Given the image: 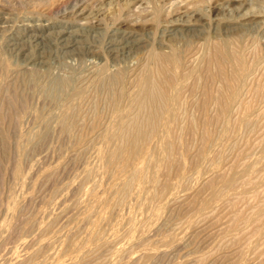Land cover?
<instances>
[{
  "label": "rangeland",
  "instance_id": "obj_1",
  "mask_svg": "<svg viewBox=\"0 0 264 264\" xmlns=\"http://www.w3.org/2000/svg\"><path fill=\"white\" fill-rule=\"evenodd\" d=\"M191 1H181L180 9L166 18L165 0H142L149 13L140 17L133 8L121 17L128 0H0V264H36L44 253H52L45 248L47 239L73 243L85 230L78 208L87 204L89 213L90 198L98 194L92 150L103 145L101 134L109 128L114 104L134 110L135 130L141 133L150 128L146 118L163 109V99L149 100L134 91L146 70L158 96L166 98L170 85L182 81L167 155L153 182L143 184L152 195L150 202L141 196L143 208L118 188L109 194L115 207L124 205V219L128 213L136 219L131 226L139 230L133 228L131 242L97 240L77 264H264V0H238L239 6L228 0H193L194 11L187 10ZM73 6L85 9L82 15ZM248 16L263 24L239 26ZM136 18L142 23L137 25ZM169 22L194 28L169 32ZM118 26L121 31L108 38ZM136 42L140 45L133 49ZM64 43L70 48L58 47ZM171 54H178L177 75L168 60ZM234 86L237 97L230 100L228 89ZM65 109L68 117L57 123L55 117ZM131 126L115 130V144L127 145L135 132ZM231 173L238 175L230 184L224 180ZM134 213L144 214L141 219ZM129 227L125 223L124 231ZM81 249L75 245L74 251ZM146 249L153 251L149 261H144ZM37 251L43 255L39 261Z\"/></svg>",
  "mask_w": 264,
  "mask_h": 264
},
{
  "label": "bare ground",
  "instance_id": "obj_2",
  "mask_svg": "<svg viewBox=\"0 0 264 264\" xmlns=\"http://www.w3.org/2000/svg\"><path fill=\"white\" fill-rule=\"evenodd\" d=\"M160 1V0H159ZM184 2V0H165V4H167L166 6H168L166 8L165 11H167L166 13V18H170V15L172 14V12L180 9L179 5L180 3ZM202 0H196L197 3H200ZM209 1V0H208ZM207 1V2H208ZM214 2L216 1H219V0H212ZM230 4L232 5H235L237 4L239 6V2L238 0H228ZM67 3V2H66ZM65 3V4H66ZM193 3V4H192ZM226 3V2H225ZM241 3V2H240ZM187 4V3H186ZM194 3L193 0L190 2V5L188 3V8L187 10H193L194 11ZM202 5V4H201ZM67 6V5H66ZM199 6V5H198ZM223 6V5H222ZM76 7V6H75ZM73 6V9L75 8ZM196 7V6H195ZM242 7V6H241ZM77 8V10H76ZM75 8V12L78 15H82V13L84 12L85 9H81V10H78V7ZM134 9V11L138 13V17L142 16L143 14H148L149 12H147L145 9L146 8H142V0H128L127 4H125V9H124V13L122 11L121 13V17L123 15H125V13H128V11L130 9ZM221 8V7H220ZM112 9V8H111ZM163 9V8H162ZM161 9V10H162ZM183 9V8H182ZM197 9V7H196ZM127 10V11H125ZM199 10V9H198ZM211 10V9H210ZM238 10V9H237ZM152 12V11H151ZM118 13V12H116ZM193 13V12H192ZM74 14V13H73ZM129 14V13H128ZM72 15V14H71ZM75 16V15H74ZM130 16V15H129ZM120 17V18H121ZM127 16H125L124 18H126ZM137 17V15H136ZM137 17V18H138ZM153 16L150 17V20ZM163 17V16H162ZM219 17V16H218ZM135 18V17H134ZM136 18V20H137ZM210 18V17H209ZM220 18V17H219ZM83 19L86 20V17H84ZM186 19V18H185ZM216 19V18H215ZM140 20V19H139ZM149 21V19H147ZM153 20V19H152ZM151 20V22L153 23V21ZM166 20V19H165ZM239 20V19H238ZM138 21V20H137ZM136 21V22H137ZM145 21V20H144ZM143 21V23H144ZM169 21V20H168ZM186 21V20H185ZM237 21V19H236ZM150 22V21H149ZM194 22V21H193ZM89 23V22H88ZM138 23H140V21L137 22V25H139ZM142 23V22H141ZM140 23V24H141ZM155 23V22H154ZM177 23V21H176ZM257 24H263L261 23V19H258L257 17H252V16H248V17H243L240 19V21H238V25L239 26H254V25H257ZM87 25V24H86ZM130 25V24H129ZM144 25H147V24H144ZM167 25V23H166ZM216 25H219V22L216 23ZM120 26V25H119ZM118 26V28L116 29H113V30H110L109 31V35L110 37L108 38H111L116 34V31H121L120 30V27ZM165 26V25H164ZM151 27V26H149ZM225 27H227V25H225ZM191 28H194V25L192 24H183V25H177V24H174L172 22H169L168 25L166 26V30H169V32H174V31H188L190 30ZM131 29V28H130ZM129 29V30H130ZM140 29V28H138ZM145 29V28H144ZM149 29V28H148ZM149 31V30H148ZM153 31V30H152ZM165 31V30H164ZM212 31V30H211ZM214 31V30H213ZM150 32V31H149ZM133 32H129V36H131ZM145 33H147L145 31ZM175 33V32H174ZM73 34H70L69 35V38L72 40L73 39ZM60 34H56L55 36V39L56 40H59L60 41ZM63 38V37H62ZM80 38V37H79ZM65 40V39H64ZM82 40V39H81ZM76 41V39H75ZM141 41V40H140ZM73 42V41H72ZM76 43V42H75ZM76 45V44H75ZM108 45H113L112 42H108ZM140 45V42H136V44L134 45L135 48H137L138 46ZM142 45V44H141ZM58 46V45H57ZM59 48L61 49H68L70 48L69 47V43H64V44H61L60 46H58ZM78 47V46H76ZM80 47V46H79ZM72 48V47H71ZM129 50V49H128ZM222 50V49H221ZM79 51V50H77ZM230 51V50H229ZM222 52V51H221ZM86 53V52H85ZM216 53V52H215ZM231 53V52H229ZM155 54V53H153ZM163 54V53H162ZM200 54V53H199ZM213 54V52H212ZM165 55V54H164ZM178 54H171L169 57H168V60L170 62V66L172 68V70L174 71V73L177 75V72H178V66H179V61L177 58L178 56H176ZM231 55V54H230ZM166 56V55H165ZM225 56V55H224ZM232 56V55H231ZM163 57V56H162ZM218 57V56H217ZM222 58V57H221ZM232 60L234 57H231ZM238 58V57H237ZM193 59V58H192ZM235 59V58H234ZM214 61V60H213ZM216 61V60H215ZM214 61V62H215ZM234 61V60H233ZM162 62V61H161ZM209 62V61H208ZM222 62V61H221ZM237 62V60H236ZM223 63V62H222ZM235 63V62H233ZM155 64V63H154ZM158 64H159V61H158ZM224 64V63H223ZM222 64V65H223ZM236 64V63H235ZM162 65V64H161ZM225 65V64H224ZM241 63H239L237 65V71H241ZM2 70H5L7 71L8 70V66L5 65V63H3L2 65ZM207 66V65H206ZM235 66V65H234ZM160 67V66H159ZM164 67V66H163ZM1 69V68H0ZM144 69V68H142ZM156 69V67H155ZM185 69V68H184ZM206 69V68H205ZM1 70V71H2ZM157 70V69H156ZM160 70H162L160 68ZM222 70V69H221ZM95 71V70H94ZM141 71V70H140ZM155 71V70H154ZM163 71V70H162ZM166 72V71H165ZM218 72V71H217ZM221 72V71H220ZM3 73V72H2ZM6 73V72H5ZM136 73V72H135ZM144 74L141 76V78L138 80L137 79V83H135L134 85V91L137 92V93H140L142 94L146 99H149V100H153V99H163V102H164V106H163V109L158 112H154L153 114H151L148 118H146V121H148L147 125H145V127L147 128V126H150V128L148 129L147 133H141L139 128L137 131V129L135 130V125H137V121H136V118L134 116H136L134 114L131 115V113L134 111H129V108L128 105H123V106H117V104H114V107H113V111H112V114H111V117H110V122H109V128H107L101 135H102V143L103 145L101 147H99V145L95 146L92 150V154H93V158L94 160L97 162V166H96V173L95 175L97 174V177L99 178L97 181H95V186L97 188V191H98V194L96 196H93L90 198V215L89 213L87 212V204H82L81 206H79L78 208V214H79V219L81 221H83L85 223V230H83V232H81V234L79 233L78 237L76 238V240L73 242V243H67L65 242V240H60V241H57L55 242L54 240L51 241L50 239H47L49 241L46 242V247L45 248H51L52 249V253L45 256L47 253H44V257H42L41 261H39L37 258L42 254V251L39 253L37 251V255H36V259L39 261L38 263L36 262L37 260L35 259V262L36 264H77L79 262V260L84 256L86 255V253H88L90 251V249L94 246V243H97L98 241L97 240H103V243L105 241H111V240H114L116 239L117 237H120V242L124 240H126V242L124 244H127V243H130L132 238H133V227L131 226V224H133L131 221L133 220L131 218V215H129L130 213H128V218L124 219L122 214H121V211L123 210L124 208V205L122 207H115L114 204H112L110 202V198H109V194L110 192L113 190V189H120L123 191V193L125 194H128L133 196V200L135 202H137L136 204H139L140 203V198L142 195H146V198H147V202H150V199H151V193L150 192H144V189H143V184L145 181L147 182H153L154 180V175L157 171V168L164 162L165 160V156L167 155L166 152L168 151V143H169V129H170V126L172 124V122L174 121L175 122V115H176V111H177V108H178V93H179V90L182 86V81L179 83L174 81L171 85H170V89H171V92H169L170 94L165 98L164 96L160 95H155L154 92H152V89L154 88L153 86L155 85H151L153 88L151 89V86H150V81L153 79L151 78V76H153L151 74V71L150 70H146L145 72H143ZM161 73V72H160ZM169 73V72H168ZM117 74V73H116ZM156 74V73H155ZM154 74V75H155ZM141 75V73H140ZM139 75V76H140ZM234 75V74H233ZM12 76V75H11ZM168 76V74H167ZM111 77V76H110ZM202 77V76H201ZM220 77V76H219ZM218 77V78H219ZM120 78V77H119ZM156 78H157V75H156ZM163 78V77H162ZM161 78V80H162ZM169 78V77H167ZM236 78V77H235ZM5 79V78H4ZM108 79V78H107ZM113 79V77H112ZM232 79V77H231ZM120 80L122 81V78H120ZM233 80V79H232ZM108 81V80H107ZM115 81V80H113ZM159 81V80H158ZM163 81V80H162ZM161 81V82H162ZM168 81V80H167ZM210 82V81H209ZM112 83V82H111ZM116 83V82H115ZM129 83V82H128ZM127 83V84H128ZM134 83V82H133ZM159 83V82H158ZM171 83V82H169ZM67 84V83H66ZM110 84V83H109ZM153 84V83H152ZM154 84H156L154 82ZM160 84V83H159ZM162 84H164L162 82ZM60 85V84H59ZM65 85V83H64ZM68 85V84H67ZM108 84H106L107 86ZM112 85V84H111ZM232 85V84H231ZM251 85V84H250ZM1 86V84H0ZM6 86L7 83H6ZM63 86V85H62ZM166 86V85H165ZM61 87V86H60ZM157 87V85H156ZM161 87V86H160ZM228 87V86H226ZM225 87V88H226ZM7 88V87H6ZM121 88V87H119ZM158 88V87H157ZM167 88V87H166ZM52 89V88H51ZM50 89V90H51ZM66 89V87H65ZM160 89V88H159ZM165 89V88H163ZM203 89V88H202ZM227 89V88H226ZM234 89H235V86L234 87H230L228 90L230 91L229 92V99L230 100H235V98L237 97V91L234 92ZM120 90V89H119ZM118 90V91H119ZM156 90V89H155ZM63 91V90H62ZM154 91V90H153ZM157 91V90H156ZM169 91V90H168ZM209 92V91H208ZM65 93V92H64ZM75 95H78L79 94V91H75L74 92ZM106 93V92H105ZM157 93V92H156ZM161 93V92H160ZM117 94V93H116ZM139 94V95H140ZM159 94V93H158ZM162 94V93H161ZM166 94V93H165ZM118 95V94H117ZM116 95V96H117ZM167 95V94H166ZM221 95V94H220ZM224 95V94H223ZM200 96V95H199ZM210 96V95H208ZM111 97V95H110ZM113 97V96H112ZM219 98V97H217ZM223 98V96H222ZM138 99V98H136ZM209 99V98H208ZM120 100V98H119ZM144 100V99H143ZM226 100V99H225ZM113 101V100H112ZM137 101V100H136ZM223 101V100H222ZM72 102V101H71ZM151 102V101H150ZM228 102V101H227ZM119 103V102H118ZM142 103V102H141ZM148 103V102H147ZM216 103V102H215ZM69 104V103H68ZM108 104V103H107ZM138 104V103H137ZM149 104V103H148ZM147 104V105H148ZM223 104V102H222ZM113 105V104H112ZM140 106L142 104H139ZM159 105V104H158ZM157 104L156 106L159 107ZM228 105V104H227ZM29 106V105H28ZM218 106V105H217ZM93 107V106H92ZM112 107V106H111ZM139 107V106H138ZM161 107V106H160ZM224 107V106H223ZM74 108V107H73ZM133 108V107H132ZM143 108V107H142ZM141 110H144L142 109ZM145 108V107H144ZM149 108V107H148ZM216 108V107H215ZM239 108V107H238ZM140 109V107H139ZM150 109V108H149ZM154 109V107H153ZM219 109V107H218ZM248 109V108H247ZM73 110V109H72ZM112 110V108H111ZM110 110V111H111ZM220 110V109H219ZM225 110V109H224ZM33 111V110H32ZM145 111V110H144ZM150 111V110H149ZM139 112V111H138ZM100 113V112H99ZM137 113V112H136ZM144 113V112H143ZM179 113V112H178ZM35 114V117L38 118L39 120L43 121L44 123L47 121L46 118H43L42 116H40L38 113H34ZM73 114H74V111H73ZM94 114V113H93ZM141 114V112H140ZM145 114V113H144ZM220 114V113H219ZM69 115V109H65L63 112L59 113L56 117H55V120L58 122H63L64 123V120L68 117ZM139 115V113H138ZM178 115V114H177ZM223 115V114H222ZM33 116V115H32ZM221 116V114H220ZM243 116V115H242ZM96 117V116H95ZM147 117V116H146ZM177 117V116H176ZM99 118V117H98ZM138 118V117H137ZM237 118V116H236ZM33 119V118H32ZM31 119V120H32ZM72 119V118H71ZM142 119V118H141ZM148 119V120H147ZM30 120V121H31ZM109 120V119H108ZM143 120V119H142ZM141 120V121H142ZM223 120V119H222ZM68 121V119H67ZM140 121V119H139ZM145 121V122H146ZM40 122V121H39ZM69 122H70V118H69ZM80 123V122H79ZM142 122H140L141 124ZM156 123V124H155ZM49 124V123H48ZM146 124V123H145ZM174 124V123H173ZM172 124V125H173ZM92 125V124H91ZM126 125H132L134 126V130L135 132L132 134V136L130 137V139L126 142L127 145L126 146H119L117 144L114 143V139L116 137V129L117 128H120L122 126H126ZM142 125V124H141ZM61 126V125H60ZM131 126V127H132ZM139 126V124H138ZM175 126V125H174ZM95 128V126H94ZM105 128V127H104ZM125 128V127H124ZM129 128V127H128ZM145 128V129H146ZM221 128V127H220ZM66 129V128H65ZM79 129V127H78ZM82 129V128H81ZM143 129V127H142ZM95 130V129H94ZM126 130V129H125ZM128 130V129H127ZM132 130V129H131ZM147 130V129H146ZM133 131V130H132ZM81 132V131H80ZM128 132V131H127ZM68 133V132H67ZM126 133V132H125ZM130 133V131H129ZM122 134V133H121ZM128 135V133H127ZM131 135V133H130ZM30 136V135H29ZM123 136V135H122ZM125 136V135H124ZM129 136V135H128ZM230 137V136H229ZM123 138V137H122ZM121 138V139H122ZM126 138V136H125ZM124 138V139H125ZM128 138V137H127ZM203 138V137H202ZM99 139V138H98ZM173 139V138H172ZM28 140V139H27ZM119 140V139H118ZM142 142L145 143L142 145H138L139 142ZM171 140V139H170ZM179 140V139H178ZM99 141V140H98ZM123 141V140H121ZM125 141V140H124ZM184 141V140H183ZM28 142V141H27ZM96 142V141H95ZM176 142V141H175ZM258 142V141H257ZM121 143V142H120ZM172 143V142H171ZM89 144V143H88ZM256 144V143H255ZM259 147V146H258ZM91 148V147H90ZM233 148V147H232ZM170 149V148H169ZM202 150V149H201ZM208 151V150H207ZM228 151V150H227ZM20 152V151H19ZM22 152V151H21ZM19 154V160L21 159L22 155H23V152ZM109 152H112L111 154H109ZM170 152V151H169ZM178 152V151H177ZM197 152V151H196ZM185 153V152H184ZM255 153V152H254ZM89 154V153H88ZM170 154V153H169ZM113 156L112 157V160L110 161V157L109 156ZM172 155V154H170ZM177 156V155H175ZM169 157V156H168ZM172 156H170L171 158ZM253 157V156H252ZM198 158V157H197ZM180 159V158H179ZM200 159V158H199ZM167 160V159H166ZM196 160V159H195ZM217 160V159H216ZM74 162V161H73ZM189 162V161H188ZM217 162V161H216ZM211 163V162H209ZM208 163V164H209ZM167 164V163H166ZM180 164V163H179ZM110 165V174L106 177L105 175V170L107 167H109ZM173 165V164H172ZM232 166V165H231ZM229 167V166H228ZM241 167V166H240ZM94 168V167H93ZM165 168V167H164ZM240 169V168H239ZM263 169V168H261ZM260 169V170H261ZM165 170V169H164ZM231 172H232V169H230ZM229 170V171H230ZM238 170V169H237ZM236 170V171H237ZM57 171V170H56ZM93 171V169H92ZM257 171V170H256ZM89 172V171H88ZM54 173V172H53ZM92 173V172H91ZM170 173V172H169ZM162 174V173H161ZM229 174V172L227 173ZM238 173H231L229 175V177L224 180V181H228L229 180V183L231 184L230 180L232 181L233 178L237 177ZM166 176V175H164ZM175 176V175H174ZM227 176H225L226 178ZM14 178H15V181L19 183L20 178H19V174L18 172H15V175H14ZM51 178V177H50ZM189 178V177H188ZM224 178V179H225ZM48 179V178H47ZM167 179V178H166ZM220 179V178H219ZM81 180V179H80ZM107 180V183L106 184V181ZM207 180V179H206ZM221 180V179H220ZM132 181V182H131ZM235 181V180H234ZM245 181V179H244ZM257 181V180H255ZM207 182V181H206ZM209 182V181H208ZM211 182V181H210ZM219 182V181H218ZM223 182V181H222ZM163 183V182H162ZM165 183V182H164ZM205 183V182H204ZM215 183V182H214ZM228 183V182H227ZM226 183V184H227ZM51 184V183H50ZM206 184V183H205ZM212 184V183H211ZM217 184V183H216ZM215 184V185H216ZM224 183V185H226ZM229 184V185H230ZM233 184V182H232ZM242 184V183H241ZM252 184V183H251ZM220 185V184H219ZM227 184V187L229 186ZM94 186V188H95ZM164 186V184H163ZM162 186V187H163ZM208 186V185H207ZM210 186V185H209ZM218 186V184H217ZM253 186V185H252ZM211 187V186H210ZM95 188V189H96ZM164 188V187H163ZM214 188V187H212ZM218 188V187H217ZM94 189V190H95ZM149 189V188H148ZM162 189V188H161ZM168 189L170 188H167V191ZM219 189V188H218ZM263 189V188H262ZM81 190V189H80ZM93 190V189H92ZM91 190V191H92ZM207 190V189H206ZM209 190V188H208ZM215 190V188H214ZM95 191V193L97 192ZM159 191V190H158ZM162 191V190H161ZM173 191V190H172ZM213 190L211 189V192ZM260 191V190H259ZM164 192V189L163 191ZM216 192V191H215ZM213 192V193H215ZM218 192V190H217ZM112 193V192H111ZM116 193V192H115ZM114 193V194H115ZM154 193V192H153ZM160 193V192H159ZM259 192H257L258 194ZM113 194V195H114ZM125 194L122 195V197H125ZM163 194V193H162ZM205 194V193H204ZM256 194V195H257ZM117 195V194H116ZM211 195V194H210ZM218 195V194H217ZM162 196V195H161ZM212 196V195H211ZM252 196V195H251ZM121 197V195H120ZM122 197H121V200H122ZM215 197V195H213V198ZM218 197V196H217ZM255 197V196H254ZM155 198V197H154ZM210 198V197H209ZM235 198V197H234ZM125 199V198H124ZM216 199V198H215ZM215 199L213 201H215ZM230 199V198H229ZM251 199V198H250ZM192 200V199H191ZM212 200V199H211ZM218 200V198L216 199ZM14 201V200H13ZM120 201V200H119ZM124 201V200H123ZM132 201V200H131ZM180 201V200H179ZM209 201V200H208ZM256 201V200H254ZM115 202H116V199H115ZM210 202V201H209ZM209 202H206V203H209ZM237 202V201H236ZM243 202V201H242ZM251 202V201H250ZM13 203V202H12ZM17 203V202H16ZM121 203V201H120ZM133 203V201H132ZM131 202L130 204L133 205ZM144 203V202H143ZM192 203V202H191ZM190 203V204H191ZM214 203V202H212ZM229 203V202H228ZM232 203V202H231ZM241 203V202H240ZM18 204V203H17ZM89 204V203H88ZM135 204V205H136ZM264 204V202H263ZM261 204V205H263ZM10 205V204H9ZM16 205V204H15ZM148 204H146L147 206ZM185 205V204H184ZM206 205V204H205ZM235 205V204H234ZM237 205V204H236ZM248 205V204H247ZM259 205V204H258ZM257 205V206H258ZM12 206V205H11ZM134 206V205H133ZM140 207L143 208L142 205H138ZM256 206V207H257ZM14 207V206H12ZM59 207V206H58ZM167 207V206H166ZM15 208V207H14ZM133 208H137V207H133ZM147 208V207H146ZM160 208V207H159ZM180 208V207H179ZM233 208V207H232ZM263 208V207H262ZM11 209V207H10ZM145 209V208H144ZM143 209V210H144ZM223 209V208H222ZM14 210V209H13ZM136 210H139V209H136ZM135 210V211H136ZM142 210V211H143ZM146 210V209H145ZM144 210V211H145ZM242 210V209H241ZM256 210V209H254ZM141 211V210H140ZM139 212V211H138ZM167 212V211H166ZM70 213V212H69ZM126 213V212H125ZM140 213V212H139ZM226 213V212H225ZM18 214V213H17ZM135 214V213H134ZM144 214V213H142ZM140 214V216L142 215ZM157 214V213H156ZM262 214V213H261ZM133 216V215H132ZM137 215L135 214L133 217H136ZM140 216H137L140 218ZM251 216V215H250ZM262 216V215H261ZM260 216V217H261ZM264 216V215H263ZM261 217L260 219L263 220L264 217ZM136 217V218H137ZM237 217V216H236ZM138 218V220H140ZM145 219V217H143ZM176 218V217H175ZM250 218V217H248ZM132 219V220H131ZM141 219H142V216H141ZM239 219V218H238ZM38 220V219H37ZM134 222L136 221V219L133 220ZM226 221V219H225ZM234 221V220H232ZM243 221V220H242ZM129 223L130 224V230L128 228L127 231H124V224L125 223ZM139 222V221H138ZM236 222V221H235ZM245 222V221H244ZM261 222V220L258 221V223ZM263 223V221H262ZM137 224V222H136ZM230 224V223H229ZM235 224V223H234ZM257 224V223H256ZM33 225V224H32ZM48 226V225H47ZM135 226V225H134ZM198 226V225H197ZM223 226V225H222ZM230 226V225H229ZM264 226V225H263ZM263 226H260L259 228L263 227ZM138 227L135 228V230L137 229ZM207 228V227H206ZM234 228V227H233ZM252 228V227H251ZM144 229V228H143ZM147 229V228H146ZM144 229V230H146ZM11 230V229H10ZM139 230V229H137ZM255 230H259V229H255ZM220 231V230H219ZM227 231V230H226ZM145 232V231H144ZM258 232V231H257ZM78 233V232H77ZM141 233H143V231H141ZM138 234V233H136ZM145 234V233H144ZM192 234V233H191ZM196 234V233H195ZM139 235V234H138ZM137 235V237H139ZM141 235V234H140ZM252 235V234H251ZM262 235V234H261ZM237 236V234H236ZM249 237V236H248ZM263 237V236H262ZM54 238V237H53ZM119 239V238H117ZM135 239V238H134ZM205 239V238H204ZM259 239V238H258ZM43 241V240H42ZM97 241V242H95ZM143 241V240H142ZM115 242V240H114ZM187 242V241H186ZM233 242V241H231ZM171 243V242H170ZM189 243V242H188ZM211 243V242H210ZM106 244V242L104 243ZM238 244V243H237ZM75 245H79V246H82V249L79 251V252H75ZM98 246H100L99 244H96ZM103 245V244H102ZM101 245V246H102ZM135 247V246H134ZM197 247V246H196ZM218 247V246H217ZM232 247V246H231ZM247 247V246H246ZM97 249H100L98 247H96ZM102 248V247H101ZM105 248V247H104ZM103 248V249H104ZM174 248V247H173ZM95 249V248H94ZM217 249V248H216ZM238 249V248H237ZM2 250V249H1ZM45 250V249H43ZM51 251V250H50ZM92 251V250H91ZM119 251V250H118ZM260 251V250H259ZM45 252V251H43ZM99 252V251H98ZM97 252V253H98ZM117 252V251H116ZM163 252V251H162ZM90 253V252H89ZM93 253V251H92ZM114 253V252H113ZM118 253V252H117ZM116 253V254H117ZM214 253V252H213ZM153 251H150V250H145L144 252V261H149V259L153 256ZM157 254V253H156ZM89 255V254H87ZM93 255V254H92ZM253 255V254H252ZM33 256V255H32ZM43 256V255H41ZM94 256V255H93ZM116 256V255H115ZM143 256V254H142ZM35 257V256H34ZM33 257V258H34ZM86 257V256H85ZM240 257V256H239ZM254 257V256H253ZM40 259V258H39ZM143 259V258H142ZM227 259V258H226ZM240 259V258H239ZM260 260V259H259ZM29 261V260H28ZM82 262V261H81ZM104 262V261H103ZM204 262V261H203ZM237 262V261H236ZM248 262V261H247ZM211 263V262H210ZM21 264V263H20ZM29 264V263H27ZM35 264V263H34ZM197 264V263H196ZM244 264V263H243Z\"/></svg>",
  "mask_w": 264,
  "mask_h": 264
}]
</instances>
